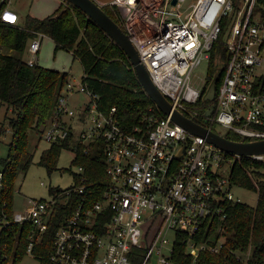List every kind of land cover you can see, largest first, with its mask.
I'll return each mask as SVG.
<instances>
[{
	"label": "built area",
	"instance_id": "built-area-1",
	"mask_svg": "<svg viewBox=\"0 0 264 264\" xmlns=\"http://www.w3.org/2000/svg\"><path fill=\"white\" fill-rule=\"evenodd\" d=\"M174 1L113 0L105 6L116 10L152 80L174 108L226 134L264 138V12L259 0ZM121 8L127 9L125 16ZM1 19L20 22L8 6ZM45 36L38 33L30 41V57L25 59L30 66L39 64ZM213 57L225 73L214 101L204 102L209 73L202 77L196 69ZM76 94H85L86 103H73L68 95ZM98 100L70 76L42 136L53 145L73 135L85 154L101 142L109 182L101 194L89 189L85 168L78 166L70 188H54L48 199H28L27 210L13 216L16 223L34 226L28 253L42 241L60 205L73 210L55 234V264H152L154 258V264H177L180 242L192 259L189 264H198L203 251L219 253L226 204L241 202L230 179L233 160L175 123L171 115L151 112L144 125L128 132L117 108L103 112ZM9 223L0 220V260L7 247L2 232Z\"/></svg>",
	"mask_w": 264,
	"mask_h": 264
},
{
	"label": "trees",
	"instance_id": "trees-1",
	"mask_svg": "<svg viewBox=\"0 0 264 264\" xmlns=\"http://www.w3.org/2000/svg\"><path fill=\"white\" fill-rule=\"evenodd\" d=\"M8 3L9 0H0V49L5 48L18 55L0 50V103L6 104L9 110L16 113V117L10 120L14 139L7 158L1 160L0 220L10 223L5 224L2 232L1 241L7 247L1 250L5 256L1 258L0 264H20L29 254L31 235L35 230L31 223L13 221L16 180L21 173L29 170L34 160V154L30 151V131L41 132L48 124L71 76L67 71L39 64L30 66L23 58L30 41L38 33H43L53 39L55 51L72 52L74 60H79L83 66V84L99 96V109L108 113L116 107L119 120L128 132H132L136 126L144 125L145 116L151 112L157 113L159 117L164 114L145 92L125 52L80 9L63 3L54 13L66 6L59 17H53L54 14L46 18L27 15L20 25L9 24L1 19V12ZM259 5L264 12V0H259ZM104 9L120 24L116 10L109 6ZM220 48L217 45L215 50ZM224 69L213 57L209 82L218 71L222 80ZM226 136L233 140H251L243 139L233 132H228ZM73 143V164L85 168L87 179L84 184L89 189L97 188L101 194L109 182L101 142L94 143L90 152L85 154L83 145L75 142L72 135L70 139L54 143L46 150L41 164L49 171L58 169L60 154L70 149ZM227 157L233 160L230 172L232 183L256 192L257 205L228 202L226 218L221 224L222 230L218 237L224 241L222 250L219 253L203 251L197 263L264 264V159L232 154H227ZM54 192L55 189L51 188L50 193ZM72 210L70 206L60 205L57 208L48 231L33 248L32 254L39 260V264H55L51 260L54 237ZM238 252H249L250 255L245 261L239 259ZM174 259L177 264L191 263V257L185 255V243L178 244Z\"/></svg>",
	"mask_w": 264,
	"mask_h": 264
},
{
	"label": "rangeland",
	"instance_id": "rangeland-1",
	"mask_svg": "<svg viewBox=\"0 0 264 264\" xmlns=\"http://www.w3.org/2000/svg\"><path fill=\"white\" fill-rule=\"evenodd\" d=\"M60 0H9V8L17 7L23 14L33 16H44L47 12L56 5ZM65 3L62 0V4ZM12 9V8H11ZM15 9V8H14ZM23 22L25 17L22 19ZM1 50V49H0ZM2 52L13 53L16 52L2 49ZM30 53L23 55L24 59H28ZM39 65L57 69L60 71H67L73 75L77 83H82L84 70L79 60H74L73 54L70 51L59 50L55 51V43L49 36H45L42 48L38 54ZM210 71V60L204 59L201 65L196 69V73L204 77ZM73 103L83 102L88 100L85 94L68 95ZM75 106H77L75 104ZM74 106V107H75ZM78 108V107H76ZM16 117L14 111L9 110L6 104L0 103V170H2L1 160L7 158L9 148L14 139V132L10 128V120ZM7 130V131H6ZM216 130L221 134H226V131L221 127H216ZM76 132L78 130H75ZM43 130L37 132L31 130L29 133L30 151L34 154V160L27 172L21 173L16 180V191L14 197V212H25L28 207V199H48L51 196V188L68 189L75 184V173L78 172V165L73 164L75 159L73 144L70 149H65L59 156L56 170L49 171L46 166L41 164V158L45 151L52 145L49 144L42 136ZM230 169L227 168L226 174H229ZM44 182L45 184H42ZM236 199H240L242 203L250 206H256L258 201V194L252 190L236 186L233 189ZM173 237V233L170 234ZM237 255L245 261L249 257L248 253L238 252ZM156 262L154 258L152 264ZM20 264H39V260L33 255L28 254L20 262Z\"/></svg>",
	"mask_w": 264,
	"mask_h": 264
},
{
	"label": "water",
	"instance_id": "water-1",
	"mask_svg": "<svg viewBox=\"0 0 264 264\" xmlns=\"http://www.w3.org/2000/svg\"><path fill=\"white\" fill-rule=\"evenodd\" d=\"M66 6L71 5L84 12L94 23H96L106 34L118 44L125 52L133 68L137 74L138 80L148 96L153 100L156 106L165 115H171L172 120L184 127L191 134L201 136L217 148L227 154H232L238 157H261L264 156V138L253 139L249 141L233 140L220 132L207 127L193 118L186 116L183 112L173 107L171 101L157 88L152 80L149 71L142 63L140 55L130 37L126 34L122 26L116 22L104 9L105 5L113 0H64ZM176 3V0L174 1ZM65 6V7H66ZM54 14L57 18L64 13L66 8ZM122 15H126L127 9H120ZM12 24V23H9ZM220 79L219 72H216L211 80L205 95L204 102L214 101L217 93L218 81ZM214 108L208 110L207 115H212ZM186 147L184 146L178 156L184 157Z\"/></svg>",
	"mask_w": 264,
	"mask_h": 264
},
{
	"label": "crops",
	"instance_id": "crops-1",
	"mask_svg": "<svg viewBox=\"0 0 264 264\" xmlns=\"http://www.w3.org/2000/svg\"><path fill=\"white\" fill-rule=\"evenodd\" d=\"M10 4L8 3L7 4V6L8 7H10L9 6ZM58 7L56 8V5H54L48 12H47V14L46 15H44V16H40V17H38V18H46V17H48V16H51V15H53L57 10H58V8L62 5V0H60V2L58 3ZM12 8V9H11ZM10 9L11 10H13V11H15L18 15H19V18H20V22H19V24L21 25V24H23L24 22H23V18L24 17H26V15L25 14H23L22 12H21V10L19 9V8H17V7H11ZM33 16V15H32ZM34 17H37V16H34ZM12 111V110H11ZM7 131V130H6Z\"/></svg>",
	"mask_w": 264,
	"mask_h": 264
},
{
	"label": "bare ground",
	"instance_id": "bare-ground-1",
	"mask_svg": "<svg viewBox=\"0 0 264 264\" xmlns=\"http://www.w3.org/2000/svg\"><path fill=\"white\" fill-rule=\"evenodd\" d=\"M12 22V21H11Z\"/></svg>",
	"mask_w": 264,
	"mask_h": 264
}]
</instances>
